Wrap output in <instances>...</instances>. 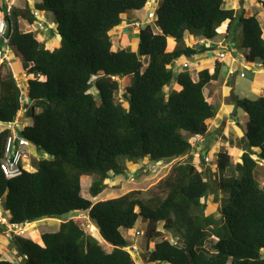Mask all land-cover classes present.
Instances as JSON below:
<instances>
[{"label":"trees","instance_id":"obj_1","mask_svg":"<svg viewBox=\"0 0 264 264\" xmlns=\"http://www.w3.org/2000/svg\"><path fill=\"white\" fill-rule=\"evenodd\" d=\"M148 2L41 0L10 10L6 3L0 5L8 46L32 76L24 112L29 123L20 134L41 155L34 171L24 168L9 180L0 167L2 208L16 224L66 216L56 232L40 236V243L10 238L7 248L14 252L16 264H136L121 230H131L139 219L147 224V263L264 264V188L252 158L264 160V96L229 98L247 117L243 136L235 142L242 153L235 164L227 151L216 153L218 177L211 184L204 177L214 174L210 168L201 171L192 163L195 148L190 139L205 136L206 121L217 113L203 89L218 76L220 62L212 73L200 68L195 81L187 70L175 72L176 60L197 54L186 35L213 41L225 21L227 40L234 37L237 25L241 28L239 49L245 63L264 67L261 25L254 15L224 8L223 0H159L153 23L138 28L136 50L112 51L111 31L125 13ZM34 11L53 15L55 47L38 41L37 31L20 30L21 20H38ZM124 77H130L123 94L126 108L115 99L117 79ZM171 83L178 90L166 93ZM15 84L10 70L0 72V125L18 116ZM9 133L0 128V159ZM144 158L154 163L185 159L158 183L163 197L143 199L138 190L94 203L82 197V176H94L88 190L94 198L112 176L125 175V162ZM199 160L205 164L203 157ZM209 195L219 201L218 219L204 213ZM80 213H86L104 244L87 234L79 219H65ZM158 223L175 243L155 241L161 235ZM4 231L0 226V233Z\"/></svg>","mask_w":264,"mask_h":264},{"label":"rangeland","instance_id":"obj_2","mask_svg":"<svg viewBox=\"0 0 264 264\" xmlns=\"http://www.w3.org/2000/svg\"><path fill=\"white\" fill-rule=\"evenodd\" d=\"M29 4H35V3H40L41 0H28ZM13 5L15 6H23L25 0H12ZM4 1L0 0V5H4ZM153 2H151L149 7H144L140 10L137 11H131L128 15H124L123 16V23L125 24L124 26L121 25L120 29L117 31L112 30L111 32V41H112V47L111 50L112 51H116L117 49L120 48H130L131 50H135L137 48V44H138V28L142 25H144L145 23L149 24V23H153L152 20H147L143 23L142 22L143 18L145 17V15L147 14V12L149 11H153ZM153 7V8H152ZM152 9V10H151ZM134 18L136 19L137 22H139L141 25L134 28V24L132 25V20L129 21L128 18ZM38 21L41 20V22H45V24L47 25L45 30H42L40 32L37 33L36 35V39L38 41H43L44 43H46V46L49 48L55 47L57 45V40H55L52 37L51 32H54L55 30V22L53 19V15L50 12H43L40 13V16L38 17ZM135 21V22H136ZM124 27V28H123ZM134 28V30H133ZM125 29V30H124ZM20 30L22 32H31V31H35V27L27 22H22L20 24ZM137 30V31H135ZM236 33L234 35V37L232 38V40L230 42L233 43V45L236 47V49L238 51H240L238 45L242 39V31L239 25H237L235 27ZM36 32V31H35ZM120 33V35H128V33H130L127 36L126 40V44L124 45H119L121 44V38L118 39L117 34ZM48 35L47 39H43V35ZM222 34H220V38H222ZM215 38V41H219L220 38ZM126 39V38H124ZM186 42H188V39L186 40ZM234 50V48H233ZM10 53L13 59H11V67L10 70L12 75L15 77L16 80V85L19 86V91H22V94L18 100L19 103V112H18V116L22 117L19 123V128L24 125H27L29 123V119L26 113L23 112V109H25L29 104V100L27 99L26 95H25V89H26V82L32 78V76H30L29 74L26 73V69L25 66L26 64L22 61V59L19 56H16V54L13 52L12 49H10ZM208 54H210L211 56L214 55V52H207ZM213 54V55H212ZM208 55V56H210ZM177 67L175 69V71H177ZM7 70V68H3L0 67V72L2 73V75H4L5 71ZM198 70V69H197ZM250 70H254L251 66H248L247 69H242V73L243 75H246L247 77H249L250 75ZM179 71V69H178ZM198 72V71H197ZM192 77H195V71L191 70ZM118 84H119V89L115 94V99L118 102H121L122 105L126 108L127 107V103L125 102V99L123 97L124 91H125V87L129 84L130 81V77H124V78H118ZM241 80V81H239ZM242 80L243 79H239L238 77V82L236 87L234 88V92H235V96L240 98L239 96H244V94L241 93V89H244L243 85H242ZM173 84V83H171ZM232 82L229 81V84L227 85V87H231ZM169 85L168 87H166L164 89V91L166 93L175 90L172 89L173 87ZM92 92H94V90H91ZM238 95V96H237ZM255 98V97H254ZM239 117H237V120H240L241 122H244L245 120L247 121V117L242 116V111L240 109L239 111ZM232 117H235V115H232ZM192 140V138H191ZM193 142V141H191ZM205 144V143H204ZM198 146L199 143H197ZM208 149V145L205 144L203 146V148L198 149V153H199V157H203L206 153L205 150L206 148ZM196 151L194 150L193 155H195ZM205 153V154H204ZM208 154H210V164L209 166H213L215 159H213V157L216 156L215 153H213L212 151L208 152ZM41 157V155H39V153L37 152L36 148L32 145L29 144L27 146V151H26V157L25 159H23L22 162V166L23 168L28 169L30 172L34 171L36 169V162L38 161V159ZM44 157H46L44 155ZM199 157L196 161H198L199 163ZM185 159H177V160H172V161H168V162H158V163H154L151 162L148 158H144L142 160H138L136 163H126L125 162V166H126V172L124 176H112L108 181H107V186L105 188V190L100 193L97 197H91L89 194V186L91 185L92 180L94 179V176H83L80 179V184H81V195L82 197L90 200L91 202H96V201H101V200H107V199H112V198H116L119 197L121 195H124L130 191H135L138 190L140 191V195L139 197L143 198V199H149L151 197H163L164 193L163 191L158 187V183L165 179L171 172L172 168L179 162H183ZM193 163V162H192ZM196 163L194 162V165ZM205 164L203 163H199V165L197 164L198 170L203 171L205 169ZM154 166V167H152ZM213 175L209 176H204L205 179L209 180L211 184H215V177H218V174L216 172V170L214 169L213 171ZM260 181V180H259ZM260 184V183H259ZM261 187L264 188V185H261ZM218 199L220 200V198L218 197ZM207 204V207L204 211V213L206 215H211L214 219H218L219 218V210H218V206H219V201H217V199L214 197V195H209L207 197V199L204 201ZM66 217V216H64ZM64 217H62L61 219H63ZM71 218H76L79 219L80 224H81V228L87 233L90 234L91 236L95 237L101 244L103 243V240L101 239L97 229L95 228V226L92 224V222H90V220L87 218L86 213H80V214H74L71 215L65 219H71ZM61 219H56V218H43L41 220H38L39 222L36 223H31V225H26L24 227V235L22 237L24 238H29L32 239L36 242L40 243V236L43 233H51V232H56L58 230L59 224L61 222ZM146 222H143L142 220H138L137 223L135 224V226L131 229V230H121V233L123 235V237L129 242L130 246H128L127 250L129 251V253L131 254V256L133 257L134 261L136 264H155V263H147V257H148V251L146 250V245H147V239H146ZM156 228L158 231L161 232V235L155 239V241H159L161 239H165L170 241L171 243H175L176 239L172 238L170 233L164 231L162 229V224L158 223L156 225ZM135 230H140L142 232V235L135 237L134 235V231ZM9 238L6 236L5 232L0 233V260H7L9 262L15 263L16 264V259H15V255L14 252L10 251L7 248V244L6 241H8ZM132 246H135L137 251L132 250ZM106 249L109 250L110 247L105 245ZM144 257V258H143ZM166 264V263H164Z\"/></svg>","mask_w":264,"mask_h":264},{"label":"crops","instance_id":"obj_3","mask_svg":"<svg viewBox=\"0 0 264 264\" xmlns=\"http://www.w3.org/2000/svg\"><path fill=\"white\" fill-rule=\"evenodd\" d=\"M150 4L153 2V0H149ZM224 5L223 7L226 9H233L235 11H243V14L245 17L249 16H256L258 19L261 28H262V38L264 39V0H223ZM28 3V0H25L23 6L18 7H24V5ZM150 4H146V7H150ZM15 6V5H14ZM29 6H33V4H29ZM152 10V9H151ZM131 11L125 13L124 15H128ZM150 12V11H149ZM148 14V12H147ZM147 14L143 18L142 22L147 21ZM123 15V16H124ZM39 20V19H38ZM129 21H133L132 25L134 24V28L138 27L136 24L138 23L139 26L141 25L139 22L136 21L134 18H128ZM41 21V20H40ZM136 21V22H135ZM22 22H26L24 20H21L19 24ZM45 23V22H43ZM121 25H125L123 22L113 29L114 31H117L120 29ZM228 25V21H225L218 29V36L222 34V38H220L219 41H215V39L212 41L215 43V50L214 55L211 56L206 51L203 50L201 46H198V38L191 37L190 35H186V40L188 39L187 44H189L191 47H194L197 49V54L194 55L191 58L188 57H181L178 60L175 61L176 67L179 69V71L187 70L191 73V70L195 71V77H192V79L195 81L197 80V71L200 68H208L209 72L212 73L215 67V62H220V68L218 76L215 80H212L209 84H207L203 89V94L206 98V101L217 107V113L215 117L212 119H208L206 121L208 133L205 136H201L204 140L202 143H200L198 146V149L203 148L205 144L208 145L205 150V155L210 157V154L208 152L212 151L213 153H218L221 150L227 151V153L231 157V162L235 164L236 162L240 161V155L242 153L240 147H238L235 142L242 138L244 133V124L246 123V120L244 122H241L240 120H237L236 118L239 117V111L240 109L235 106L233 101H230L229 98L231 96H235L234 88L237 85L238 77L242 80V85L244 89H241V93L244 94V96H239L240 98L246 97L253 99L254 97L264 96V73L260 69V67H256L257 65H260L259 63H255L253 66L250 65L254 70H250V75L247 77L246 75L240 76L242 73V69H247L249 65H247L243 58V51H238L236 47L233 45L232 42H230L232 39L227 40L224 36L226 32V28ZM124 28V27H123ZM133 28V30H134ZM117 29V30H116ZM122 29V27H121ZM125 30V29H124ZM138 30V29H137ZM135 30V31H137ZM112 32V31H111ZM130 33H128L129 35ZM128 35H120V33L117 34L118 39L121 38V44L124 45L127 39ZM43 39H47L48 35H43ZM126 38V39H124ZM57 40L56 38H54ZM172 45V42H171ZM170 45V47H171ZM239 47V45H238ZM234 48V50H233ZM136 50V49H135ZM219 52H225V57L223 59H218L217 54ZM210 55V56H208ZM13 59L10 54V60ZM183 64H187V67H183ZM11 67V61L9 67H5L7 69H10ZM175 71L176 73L178 72ZM198 69V70H197ZM232 69L234 73L232 75H229V70ZM14 77V76H13ZM15 79V77H14ZM229 81L232 82L231 87H227L229 84ZM241 81V80H239ZM16 82V80H15ZM27 86V82H26ZM173 87L172 89L178 90V86L173 83L171 84ZM170 86V87H171ZM20 88L19 86H17ZM25 95L27 97V90L25 89ZM22 94V91H20V96ZM238 96V95H237ZM243 112V111H242ZM232 115H235V117H232ZM242 116H246V114L243 112ZM21 119L22 117H19ZM5 127L4 125H0V128ZM190 139V142L193 141ZM199 143V142H198ZM205 143V144H204ZM196 153L193 158V164L194 162L199 165L198 161H196L199 157V153L197 149H195ZM213 157V159H215ZM214 161V160H213ZM211 162V160H210ZM211 165V164H210ZM205 168L208 167L211 170V173L214 171V164L213 166H209L207 164L204 165ZM198 168V167H197ZM28 170V169H27ZM255 176L258 182L261 185H264V169L256 168L255 170ZM83 177V176H82ZM81 177V178H82ZM260 180V181H259ZM39 221H35L32 223H36ZM6 244H8V241H6Z\"/></svg>","mask_w":264,"mask_h":264},{"label":"built area","instance_id":"obj_4","mask_svg":"<svg viewBox=\"0 0 264 264\" xmlns=\"http://www.w3.org/2000/svg\"><path fill=\"white\" fill-rule=\"evenodd\" d=\"M6 5L7 9L10 10V8L13 6L12 0H3ZM159 0H153V10L157 7ZM150 4V1L147 3ZM154 11H150L147 14V20H153L154 19ZM33 15L35 17H39L40 14L37 11L33 12ZM35 27V31L40 32L42 30H45L47 25L41 21H36L35 23L31 24ZM139 26V24H136ZM5 32H6V22L3 16V13L0 12V67H9L10 65V47L8 46V40L5 38ZM198 46H217L212 41H206L203 39L198 40L197 42ZM225 57V52H219L217 54L218 59H223ZM183 67H187V64H183ZM256 67H260V69L264 73V68L261 67V65H257ZM229 75H232L234 71L232 69L229 70ZM240 76H243V74H240ZM23 112H25V109H23ZM20 120L17 116L15 121L4 125L7 129L10 130V133L6 139L5 146H4V152L3 156L0 159V167L1 170L5 176L6 179H12L14 177L19 176L22 173V170L24 169L22 166L23 159L26 157V151L27 146L31 144L26 138H24L20 134L19 123ZM204 140L201 136L197 135L194 137L193 142H191L194 146V148H198L197 143H202ZM198 151V149H197ZM253 160L256 163V168L264 169V160L258 158L256 155L252 156ZM204 163L209 165L210 164V158L208 156H203ZM154 167V166H152ZM29 222H24L22 224H16L10 222V216L7 212L3 211L2 204L0 201V226H3L5 229L6 236L10 239L13 236H20L22 237L24 235V227L28 225ZM135 237H138L142 235V232L140 230L134 231ZM134 251H137L135 246H132L131 248Z\"/></svg>","mask_w":264,"mask_h":264},{"label":"water","instance_id":"obj_5","mask_svg":"<svg viewBox=\"0 0 264 264\" xmlns=\"http://www.w3.org/2000/svg\"><path fill=\"white\" fill-rule=\"evenodd\" d=\"M262 67V66H261ZM264 68V67H263ZM14 91H15V94H16V101H17V104H18V100L20 98V91H19V88L17 87V85L15 84L14 85ZM46 218V217H45Z\"/></svg>","mask_w":264,"mask_h":264},{"label":"bare ground","instance_id":"obj_6","mask_svg":"<svg viewBox=\"0 0 264 264\" xmlns=\"http://www.w3.org/2000/svg\"><path fill=\"white\" fill-rule=\"evenodd\" d=\"M33 224V223H32ZM29 226L31 225V223L28 224Z\"/></svg>","mask_w":264,"mask_h":264}]
</instances>
